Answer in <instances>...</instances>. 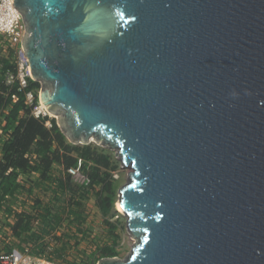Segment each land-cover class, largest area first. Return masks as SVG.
Wrapping results in <instances>:
<instances>
[{
	"label": "water",
	"instance_id": "obj_1",
	"mask_svg": "<svg viewBox=\"0 0 264 264\" xmlns=\"http://www.w3.org/2000/svg\"><path fill=\"white\" fill-rule=\"evenodd\" d=\"M38 98L128 167L134 239L96 264H264V0H13Z\"/></svg>",
	"mask_w": 264,
	"mask_h": 264
},
{
	"label": "rangeland",
	"instance_id": "obj_2",
	"mask_svg": "<svg viewBox=\"0 0 264 264\" xmlns=\"http://www.w3.org/2000/svg\"><path fill=\"white\" fill-rule=\"evenodd\" d=\"M3 59L15 66L16 57L0 36V61ZM9 74L12 72L1 74L0 64V80L5 83ZM39 89L38 83L34 92ZM28 111L33 116L32 108ZM42 116L46 129L52 120L57 126V115ZM3 120L2 116L0 167L3 146L12 131L4 130ZM60 133L63 138L54 142L55 159L48 166L31 148L25 155L28 165L16 171V188L5 196L0 213V252H28L51 264H96L104 257L124 258L134 239L115 203L130 169L121 165L114 150L96 140L75 144ZM26 221L27 233L19 227Z\"/></svg>",
	"mask_w": 264,
	"mask_h": 264
},
{
	"label": "trees",
	"instance_id": "obj_3",
	"mask_svg": "<svg viewBox=\"0 0 264 264\" xmlns=\"http://www.w3.org/2000/svg\"><path fill=\"white\" fill-rule=\"evenodd\" d=\"M0 64L1 74L6 71L15 73V66L7 59L1 60ZM37 84L30 81L26 90L36 89ZM28 113V108L24 104V92L18 90L16 82L6 85L3 79L0 80V119L3 116L5 131L12 130L3 146L4 163L0 167V213L4 210L5 196L11 195L16 188L14 182L16 171L23 170L28 165L26 153L33 148L34 153L48 166L55 159L52 153L54 142L63 138L53 120L50 129H46L44 118L34 119ZM9 170L10 172L5 175ZM10 212L12 211L9 210ZM19 227L25 233L30 230L28 221Z\"/></svg>",
	"mask_w": 264,
	"mask_h": 264
},
{
	"label": "built area",
	"instance_id": "obj_4",
	"mask_svg": "<svg viewBox=\"0 0 264 264\" xmlns=\"http://www.w3.org/2000/svg\"><path fill=\"white\" fill-rule=\"evenodd\" d=\"M8 3V4H7ZM24 24L22 16L13 5V0H0V36L9 44L11 52L16 57L15 73L9 74L5 84L16 82L19 91L24 92V104L32 108L34 119L42 118L45 113L38 109L37 94L32 90H26L30 81L35 82L29 75L28 63L23 54L22 38ZM15 100V98H14ZM0 264H51L43 257H36L28 252H0Z\"/></svg>",
	"mask_w": 264,
	"mask_h": 264
},
{
	"label": "bare ground",
	"instance_id": "obj_5",
	"mask_svg": "<svg viewBox=\"0 0 264 264\" xmlns=\"http://www.w3.org/2000/svg\"><path fill=\"white\" fill-rule=\"evenodd\" d=\"M10 0H8V2H9ZM8 4V3H7ZM20 13V12H19ZM28 71H29V75H30V69L28 68ZM30 77H31V75H30ZM38 94H39V91H38ZM37 100H38V109L41 111V112H43V113H45L46 115H49V113H51V112H49L48 110H46L45 108H44V106H43V104L41 103V101L39 100V98H37ZM51 115H54L53 113H51ZM93 140V139H92ZM115 207H116V209L118 210V211H120L121 213H123L122 211H121V209H120V207H119V203H118V200L116 201V203H115Z\"/></svg>",
	"mask_w": 264,
	"mask_h": 264
}]
</instances>
